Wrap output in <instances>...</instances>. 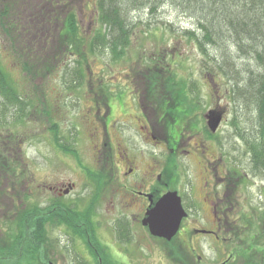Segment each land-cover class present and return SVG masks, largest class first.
<instances>
[{
	"label": "flooded vegetation",
	"instance_id": "flooded-vegetation-1",
	"mask_svg": "<svg viewBox=\"0 0 264 264\" xmlns=\"http://www.w3.org/2000/svg\"><path fill=\"white\" fill-rule=\"evenodd\" d=\"M142 71H136L118 98L90 86L81 109L92 147L91 163L65 139L57 122L51 121L52 129L48 122L51 139L55 133L72 150L63 151L52 141L56 153L70 157L68 167L75 177L42 182L44 264H67L59 259L63 253L72 255V264H142L147 235L163 244L172 242L171 248H165L177 252L176 261L191 264L186 257L205 238L227 244L245 230L243 219H264L263 208L252 203L250 193L256 177L264 179V166L256 170L250 150L255 143L253 125L242 117L241 133L234 129L232 137L222 134L231 109L223 101L229 89L221 92L214 75L204 70L185 80L180 95L175 91L178 86H166L159 74L147 76L150 70ZM127 75L133 77L129 71ZM211 88H215L212 97ZM218 114L221 120L213 131L207 122ZM69 130L72 139L79 133L78 127ZM13 168L10 174L0 166V179L15 189L20 168ZM18 184L30 192L26 179ZM169 191L177 193L186 215L167 241L151 235L143 218ZM13 195L22 197L25 192ZM13 195H6L11 205L16 201ZM229 254L218 263L195 264H230Z\"/></svg>",
	"mask_w": 264,
	"mask_h": 264
},
{
	"label": "trees",
	"instance_id": "trees-1",
	"mask_svg": "<svg viewBox=\"0 0 264 264\" xmlns=\"http://www.w3.org/2000/svg\"><path fill=\"white\" fill-rule=\"evenodd\" d=\"M167 1L182 13L195 17V27L183 31L205 57V69L229 81V99L234 107L230 125L239 133L242 132L240 118L244 117L253 125L255 143L250 150L256 170L260 169L264 166V0ZM79 2L0 0V47L6 43L7 49L16 52L21 58L22 70L31 78L46 76L66 55L82 52L75 70L80 83L85 75L81 65L86 59L83 51L86 44L90 53L107 47L114 56L122 55L136 33L134 18L128 12L142 9L153 12L166 0H97L99 27L89 40L76 19L74 6L80 7ZM31 43L37 45L36 48L33 49ZM49 46L54 51L47 52L45 48ZM177 83L175 91L183 95L185 83ZM15 90L13 80L3 71L0 61V103L7 100L19 107L21 112L16 120H22L20 117L26 116L23 108L28 102ZM51 124L50 129L55 126ZM52 141L55 146L62 145L55 133ZM62 147L63 151L72 153L71 148ZM19 164L18 159L9 162L0 154V166L9 167L6 173L13 172V167ZM23 198L28 202L27 196ZM42 213L43 205L33 202L15 210L14 219L10 220L12 226L0 235V264H44ZM241 223L246 226L245 246L230 245V264H264V247L260 245L264 243V219L248 217ZM239 237L229 240L234 243ZM170 251L177 260V252Z\"/></svg>",
	"mask_w": 264,
	"mask_h": 264
},
{
	"label": "rangeland",
	"instance_id": "rangeland-1",
	"mask_svg": "<svg viewBox=\"0 0 264 264\" xmlns=\"http://www.w3.org/2000/svg\"><path fill=\"white\" fill-rule=\"evenodd\" d=\"M80 2V7L74 6L77 14L76 19L85 38L89 40L99 27L95 4L97 0H80ZM149 11L142 9L139 12L135 10L128 12L129 16L134 18L136 33L132 36L122 55L114 56L107 47L100 52L90 53L87 44H84L83 51L86 59L81 66L84 68L85 75L80 83H78L80 78L75 77V70L78 67L79 54L82 52L75 54L73 51L66 55L65 58H62V63L46 76L35 75L31 78L22 70L21 58L18 54L7 49L6 43L1 45L0 61L3 71L13 80L15 91L28 102V105L23 108L27 114L20 117L22 120H16V117L20 115L19 107L9 104L7 100L0 103V154L9 162L17 159L20 162V169L17 171L19 178L15 180L17 182L15 189L11 183L6 185L3 178L0 179L1 236L3 231L9 229L8 223L14 219L17 208L25 207L29 202L43 203V197L46 196L43 191V180L55 182L58 179L75 177L68 167L72 163L70 157H66L67 155H62L60 152L57 154L54 151L51 136L47 132L48 122H57L65 139L69 140L71 144L75 143L84 161L92 162L88 127L85 119H82L84 109H81L89 97L90 86H94V90H101L118 98L127 90L128 80L136 77L137 70H143V74L146 69L150 70L149 73H146L147 76L152 73L159 74L164 78L165 84L167 81L171 82L166 86L175 85L181 81L186 85L185 80L188 77L198 76L206 70L204 67L205 57L183 31L195 27L197 22L195 17L182 13L167 0L160 3L155 11ZM31 45L33 49L37 46L32 43ZM49 49L54 51L51 46L45 48L47 52ZM157 60H160V64L153 65ZM161 68H164L165 71L159 73ZM128 71L130 75H133L132 78L127 75ZM213 78L221 92L229 89V81L225 76L214 75ZM214 89L208 90L211 97L214 95ZM224 94V104L229 107L231 104V109L221 130L225 136L232 137L235 133L230 125L234 113L233 104L230 102L228 94ZM45 117L48 118V121L45 120ZM74 127H78L79 133H76L75 139H72L69 129ZM227 142L230 143V141ZM21 178L27 180L30 192L27 188L19 186ZM13 189L17 191V194L25 192L28 202L23 196L15 197L13 194L16 191L14 192ZM262 191H264V179L256 177L250 188V193L252 203L263 208L260 212H264V193H261ZM6 195L15 197L14 205L10 204ZM19 199H21L20 202H18ZM244 232L245 230L241 231L239 239H236L234 243L231 239L228 240V245L224 242L222 245L218 240L210 237L205 238L194 254L186 257L188 258L186 262L191 264L198 261L201 263L220 262L228 254L230 245L245 246L247 234ZM261 237L260 239L263 238ZM144 240L142 264H179L173 258L172 251L168 249L171 248L172 242L163 244L158 239L151 240L149 235L145 236ZM260 245L264 247V243H260ZM166 246L168 248H165ZM222 250L225 252H221ZM59 255L61 262L72 264L71 254ZM198 255L201 256L200 259H198ZM240 258L243 260L242 256Z\"/></svg>",
	"mask_w": 264,
	"mask_h": 264
},
{
	"label": "water",
	"instance_id": "water-1",
	"mask_svg": "<svg viewBox=\"0 0 264 264\" xmlns=\"http://www.w3.org/2000/svg\"><path fill=\"white\" fill-rule=\"evenodd\" d=\"M221 120V114L213 115L208 120L211 130H215ZM186 215L180 198L175 191L166 192L152 208L146 211L143 224L147 225L151 235L171 240L180 225L182 217Z\"/></svg>",
	"mask_w": 264,
	"mask_h": 264
}]
</instances>
